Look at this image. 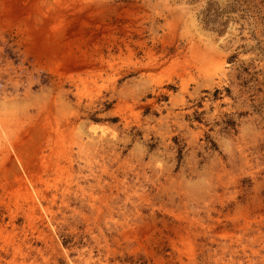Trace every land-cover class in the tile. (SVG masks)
<instances>
[{
  "label": "rangeland",
  "instance_id": "obj_1",
  "mask_svg": "<svg viewBox=\"0 0 264 264\" xmlns=\"http://www.w3.org/2000/svg\"><path fill=\"white\" fill-rule=\"evenodd\" d=\"M0 264H264V0H0Z\"/></svg>",
  "mask_w": 264,
  "mask_h": 264
}]
</instances>
